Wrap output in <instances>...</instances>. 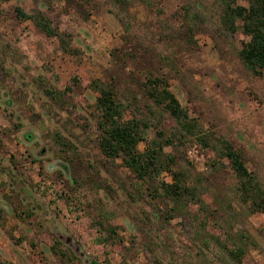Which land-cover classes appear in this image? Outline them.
<instances>
[{
  "label": "rangeland",
  "instance_id": "rangeland-1",
  "mask_svg": "<svg viewBox=\"0 0 264 264\" xmlns=\"http://www.w3.org/2000/svg\"><path fill=\"white\" fill-rule=\"evenodd\" d=\"M183 5L201 17L190 39ZM15 8L41 12L69 51L18 20ZM219 15L216 0L0 3V263L264 264V214L238 203L232 174L209 150L192 142L179 152L190 182L201 180L199 207L164 195L159 183L168 175L138 180L95 144L88 84L111 83L143 109L144 75H162L187 114L241 154L264 191V72L243 68L237 52L247 38L225 35ZM223 247H238L240 260Z\"/></svg>",
  "mask_w": 264,
  "mask_h": 264
},
{
  "label": "trees",
  "instance_id": "trees-1",
  "mask_svg": "<svg viewBox=\"0 0 264 264\" xmlns=\"http://www.w3.org/2000/svg\"><path fill=\"white\" fill-rule=\"evenodd\" d=\"M5 1L0 0V3ZM111 1L117 6L134 1L145 7L150 5V0ZM216 4L220 9L219 29L225 35L238 31L247 38L241 44L237 57L247 72L260 77L264 72V0H216ZM180 10L183 36L190 39L201 17L188 5H183ZM14 13L18 20L30 21L45 37L57 40L62 52L69 51L68 39L57 32L41 12L25 13L15 8ZM121 27L127 30L122 23ZM140 87L145 102L143 109L120 99L111 83L95 79L88 84L89 90L96 94L91 108L97 133L95 144L102 157L110 163L119 160L120 167L141 181L157 179L163 173L168 175L169 182L159 183L164 195L175 202L192 201L200 207L203 205L198 197L201 180L190 182L188 173L179 167L181 148L193 142L201 150H209L214 161L230 171L238 203L249 214H264V191L256 176L246 169L241 154L228 141L205 130L187 114L170 92L166 77L148 72ZM46 94L60 99L59 94L54 96L48 91ZM164 122L169 123L165 129ZM165 148L170 151L166 152ZM213 164L211 162L210 165ZM112 231L110 228L108 232ZM223 248L231 259L240 260L238 247Z\"/></svg>",
  "mask_w": 264,
  "mask_h": 264
}]
</instances>
